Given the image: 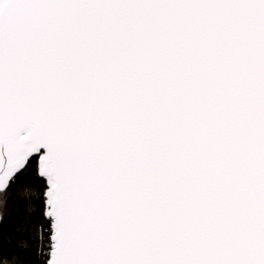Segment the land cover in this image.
Instances as JSON below:
<instances>
[{
	"label": "snow or ice",
	"instance_id": "1",
	"mask_svg": "<svg viewBox=\"0 0 264 264\" xmlns=\"http://www.w3.org/2000/svg\"><path fill=\"white\" fill-rule=\"evenodd\" d=\"M0 264H264V0H0Z\"/></svg>",
	"mask_w": 264,
	"mask_h": 264
}]
</instances>
